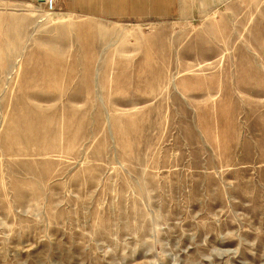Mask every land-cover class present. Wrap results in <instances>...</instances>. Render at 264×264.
Listing matches in <instances>:
<instances>
[{
  "label": "rangeland",
  "instance_id": "rangeland-1",
  "mask_svg": "<svg viewBox=\"0 0 264 264\" xmlns=\"http://www.w3.org/2000/svg\"><path fill=\"white\" fill-rule=\"evenodd\" d=\"M220 1L0 0V264H264V0Z\"/></svg>",
  "mask_w": 264,
  "mask_h": 264
},
{
  "label": "crops",
  "instance_id": "crops-1",
  "mask_svg": "<svg viewBox=\"0 0 264 264\" xmlns=\"http://www.w3.org/2000/svg\"><path fill=\"white\" fill-rule=\"evenodd\" d=\"M70 14L98 20L167 21L190 8V0H55ZM227 0H221L224 2ZM219 2V3H220Z\"/></svg>",
  "mask_w": 264,
  "mask_h": 264
},
{
  "label": "built area",
  "instance_id": "built-area-1",
  "mask_svg": "<svg viewBox=\"0 0 264 264\" xmlns=\"http://www.w3.org/2000/svg\"><path fill=\"white\" fill-rule=\"evenodd\" d=\"M43 6L46 12H53L56 7L55 0H43Z\"/></svg>",
  "mask_w": 264,
  "mask_h": 264
}]
</instances>
